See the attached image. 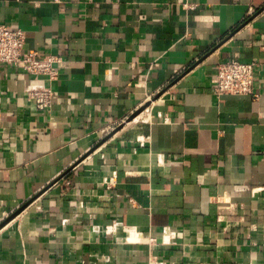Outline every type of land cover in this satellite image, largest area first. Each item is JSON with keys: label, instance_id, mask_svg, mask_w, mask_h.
<instances>
[{"label": "crops", "instance_id": "crops-1", "mask_svg": "<svg viewBox=\"0 0 264 264\" xmlns=\"http://www.w3.org/2000/svg\"><path fill=\"white\" fill-rule=\"evenodd\" d=\"M190 1L0 0L62 60L46 110L0 63V264H264V0Z\"/></svg>", "mask_w": 264, "mask_h": 264}, {"label": "built area", "instance_id": "built-area-1", "mask_svg": "<svg viewBox=\"0 0 264 264\" xmlns=\"http://www.w3.org/2000/svg\"><path fill=\"white\" fill-rule=\"evenodd\" d=\"M181 1L186 9H194L197 5L190 0ZM0 63L31 75L24 94L25 99L34 108L46 110L51 107L55 94L52 82L57 76V67L62 63L58 55H40L35 49H27L25 32L21 28L0 24ZM256 64L255 61H243L235 56L220 60L212 77V92L218 97L231 94L257 98L258 95L254 91ZM170 235L169 237L175 236L173 233ZM152 264L159 262L153 260Z\"/></svg>", "mask_w": 264, "mask_h": 264}, {"label": "water", "instance_id": "water-1", "mask_svg": "<svg viewBox=\"0 0 264 264\" xmlns=\"http://www.w3.org/2000/svg\"><path fill=\"white\" fill-rule=\"evenodd\" d=\"M147 105V103H144L143 105H141L140 107H138L134 112H132L126 119L125 122H129L131 121L142 109L145 108V106ZM122 125H120V127H122ZM119 127V128H120ZM118 129V128H117ZM116 129V130H117ZM23 207L19 208L17 211H15L14 213H12L9 217H7L1 224L0 226H2L3 224H5L7 221H9L13 216H15Z\"/></svg>", "mask_w": 264, "mask_h": 264}, {"label": "bare ground", "instance_id": "bare-ground-1", "mask_svg": "<svg viewBox=\"0 0 264 264\" xmlns=\"http://www.w3.org/2000/svg\"><path fill=\"white\" fill-rule=\"evenodd\" d=\"M136 117H137V116H136ZM136 117H135V119H136ZM141 117H142V118H145V116H144L143 114H141Z\"/></svg>", "mask_w": 264, "mask_h": 264}]
</instances>
